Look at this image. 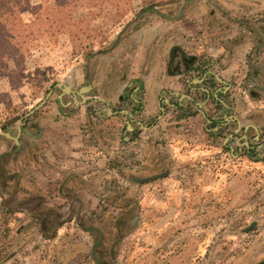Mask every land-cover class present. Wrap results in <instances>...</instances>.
Wrapping results in <instances>:
<instances>
[{"label": "rangeland", "instance_id": "obj_1", "mask_svg": "<svg viewBox=\"0 0 264 264\" xmlns=\"http://www.w3.org/2000/svg\"><path fill=\"white\" fill-rule=\"evenodd\" d=\"M39 1L31 0V3ZM185 3L188 15L174 22L160 18L152 8L143 9L137 2L113 19L111 12L104 10L90 21V26L101 24L104 40L77 53L68 36L59 34L49 47L32 53L17 83L11 84L8 76H0V129L37 106L54 84L62 83L68 76L81 80L87 57L109 48L120 30L137 21L142 13L147 15L140 19L143 21L142 33L134 34L136 44L143 43V39L147 43L149 38L163 37L166 33L168 43H178L187 53L200 57L217 58L232 51L227 64L228 77L234 94H240V84L247 72L246 63L264 60V46H258L250 53V47L259 45L261 39L244 24L245 21L251 22L258 33L264 35V0H176L153 8H169V14L176 17ZM22 11L24 19L30 20L28 7H23ZM81 14H89V10L81 8L74 13V17ZM7 63L12 66L10 61ZM242 102L245 111L255 109L264 112V99L255 102L244 97ZM81 130V139H72L67 146V135H64L61 142L57 141L47 150L46 164L50 167L47 173L52 182H58L63 170H79L92 191V196L87 198L88 207H96L95 197L101 199L99 205H102L108 219L119 214L118 209L130 196L136 202V226L133 223L134 227L130 226L119 238L116 257L111 264H234L236 261L237 264H264V163L245 161L236 165L246 170L241 176L246 178L248 203L231 212L232 221L221 228L226 233L230 232L231 236L208 237L205 249L202 245L203 248L191 251L189 247L190 251L185 252L174 241L175 237H171L179 231L170 233V236H163L165 233L162 232L154 238L147 237L146 231L153 226L170 225L172 230L176 226L172 221H159L160 216L165 214V206L161 205L163 196L158 187L151 193L155 183L130 184V190L124 186L126 164H135L140 159L130 160L124 156L130 151L120 143L106 146L105 142L108 151L105 149L101 154L85 128ZM67 147L71 149L67 150ZM116 151H119V157H107V152ZM112 163L117 165L119 172L112 170ZM150 215L156 219H151ZM106 221L109 223L108 232L113 234L115 222ZM170 240L172 242L168 243ZM92 247L93 239L89 234L73 224H60L54 234L42 235L35 221L27 216L20 212L5 213L0 200V264H96L90 251ZM152 247L154 249L150 250Z\"/></svg>", "mask_w": 264, "mask_h": 264}, {"label": "flooded vegetation", "instance_id": "obj_2", "mask_svg": "<svg viewBox=\"0 0 264 264\" xmlns=\"http://www.w3.org/2000/svg\"><path fill=\"white\" fill-rule=\"evenodd\" d=\"M186 3L177 14L186 12ZM159 12L164 20L175 18L169 14V8H161ZM146 15L142 13L137 21H133L131 29ZM244 24L246 29L261 39L259 45L250 47L251 53L256 47L264 46V35L259 34L251 22L245 21ZM167 40L160 42L158 57L163 61L166 56L164 71L173 78L175 87L157 91V112L148 117V121L141 117L144 108L143 79L126 80L129 73L128 54L123 48L116 55L113 49L90 56L87 71L84 61L81 80L68 76L59 86L54 84L37 103L45 100L41 107L21 114L0 129L11 136L0 137V200L5 213L20 212L27 216L35 221L38 231L44 236L54 234L60 224H73L93 239L90 251L94 262L111 264L116 257L119 238L130 226H136V202L130 196L118 209L119 214L108 219L102 205H99L101 199L95 197L96 207H88L90 203H87V198L92 196V191L79 170H63L58 182H52L47 173V169H50L46 164L47 150L57 141L61 142L64 135L71 137L72 120L79 115L89 138L101 154L105 149L108 151L105 142L106 146L120 143L128 146L130 152H135L138 146L141 147V133L150 129L164 115H198L202 119V130L219 137L221 141L217 144L227 149L228 153L264 162V112L255 109L245 111L240 106L244 97L255 102L264 99V90L259 89L264 88V60L246 63L247 72L240 84V94H234L231 79L224 75L232 51L217 58L197 57ZM155 54L153 48V58L148 57L149 61L156 59ZM137 75H140L139 71ZM172 90H176L177 94H172ZM115 118H118V123H115ZM115 131L118 132L117 136ZM141 149L144 151V148ZM147 149L155 151L151 144L147 145ZM119 155V151L107 152V157ZM142 161L135 163L133 169L138 170V166L143 165ZM158 163L156 161L148 166L155 172L146 176L138 173L128 175L129 171L125 169L127 178L123 177L124 186L128 189L130 184L138 183L137 180L141 178H158L162 170ZM110 166L113 171L119 172L115 163ZM106 220L115 222L113 234L108 232L109 223ZM85 228L99 232H88Z\"/></svg>", "mask_w": 264, "mask_h": 264}, {"label": "crops", "instance_id": "obj_3", "mask_svg": "<svg viewBox=\"0 0 264 264\" xmlns=\"http://www.w3.org/2000/svg\"><path fill=\"white\" fill-rule=\"evenodd\" d=\"M187 15L186 10L184 14L180 12L179 18H171L167 21H178ZM131 25L128 26L118 44L112 50L114 55L122 51L123 48L127 50L129 73L126 80L137 77L143 79L144 108L141 117L145 118L144 121H148V117L154 116L157 112L155 106L157 91L165 87H175V84H172L173 78L167 76L164 71L166 56L163 61L158 57V55L160 56L159 44L167 40L168 36L166 37L165 33L163 37L149 38L147 43L143 39V43L136 44L134 34L142 33L143 21L134 24L135 26H132L133 30ZM177 45L180 46L178 43ZM181 47L184 49L183 46ZM153 48L157 56L155 60L149 61L150 58L148 57H152ZM191 54L199 57L195 53ZM102 57L108 58L109 56ZM246 57H248V53ZM85 65L87 71L88 62L86 64L85 61ZM138 71L140 75H137ZM225 74L229 75L228 66ZM172 92L174 95L177 94L176 90H172ZM243 99L240 104L242 109L244 108ZM115 123H118V118H115ZM201 126L202 119L198 115L187 117L164 115L150 129L141 133L139 136L141 147L138 146L132 154L130 152V154L124 155L128 156L130 160L139 158L141 161L143 160V165H147L146 167L143 165L138 166V170H135L133 169L134 164H126L125 169L129 171L128 175L138 173L146 176L154 173L155 171L148 169V166L159 161L158 164L162 169L159 177L147 182L152 181L155 183L151 187L153 188L151 193L158 187V192L160 191L163 196L161 205L165 206V214L160 216V223L164 220L172 221L176 228L172 230L170 225L160 228L153 226L146 231L147 237L154 238L162 232L165 233L163 236H170V233L179 231L176 236L171 234V237H175L174 241H177L179 248L185 252L190 251L189 247L193 251L196 248L200 249L202 245L205 249L208 237L231 236L230 232L226 233L221 228L232 221L231 212L248 203L246 178L244 179L241 176L246 170L237 168L236 165L243 164L245 161H250L252 164L264 163L233 156L228 153L227 149L217 144L221 141L219 137L204 132ZM80 128H85L81 115L72 120L71 137L67 138V146L72 139H81L80 131L82 130ZM117 133L114 132L116 136ZM149 144L154 146V152L147 149ZM125 148L128 150V146ZM141 148H144V151ZM68 149L71 148L67 147ZM142 179H138L136 184H143L144 182L139 181ZM241 197L243 199L239 202ZM151 219L156 218L151 216ZM155 221L152 220V222ZM152 225L153 223L150 226ZM202 239H206L205 242ZM171 242V240L168 241V243ZM153 249L152 247L150 250ZM234 264H237V261Z\"/></svg>", "mask_w": 264, "mask_h": 264}, {"label": "trees", "instance_id": "obj_4", "mask_svg": "<svg viewBox=\"0 0 264 264\" xmlns=\"http://www.w3.org/2000/svg\"><path fill=\"white\" fill-rule=\"evenodd\" d=\"M173 1L176 0H0V76L6 75L11 84L17 83L32 53L49 47L59 34L68 36L76 53L101 43L102 26H90V21L104 10L111 12L113 19L131 9L134 2L149 9ZM23 7H28V21L24 19ZM84 7L89 14L74 17Z\"/></svg>", "mask_w": 264, "mask_h": 264}, {"label": "water", "instance_id": "obj_5", "mask_svg": "<svg viewBox=\"0 0 264 264\" xmlns=\"http://www.w3.org/2000/svg\"><path fill=\"white\" fill-rule=\"evenodd\" d=\"M152 11L155 12V13H157L158 15L162 16V14L159 12V10H158L157 8H152ZM139 15H140V14H139ZM179 17H180V12L178 13V15H177L174 19H177V18H179ZM128 26H129V24L126 25L122 30H120V32L116 35V37H115L113 43L111 44V46H110L109 48H107V49H103V50H98V51H96V52H93L91 55H96V54H99V53H104V52H108V51L112 50V49L118 44V42H119L121 36L124 34V32L126 31V29L128 28ZM88 60H89V57H87V59H86V64H87ZM60 84H62V83L59 82V83H57L56 85L59 86ZM87 88H88V87H87ZM259 89L264 90V88H261V87H259ZM44 101H45V100H43V101H41L39 104H37V106H35L34 109L31 110L30 112H33L35 109L41 107V106L43 105ZM30 112H29V113H30ZM0 137L11 138V136H10L9 133H0ZM155 178H156V177L154 176V177H150V178H147V179H142V180H139V181H140V182H145V181L153 180V179H155ZM85 230L88 231V232H91V231L94 230V229H92V228H85ZM94 231H97V230H94ZM97 232H99V231H97Z\"/></svg>", "mask_w": 264, "mask_h": 264}]
</instances>
